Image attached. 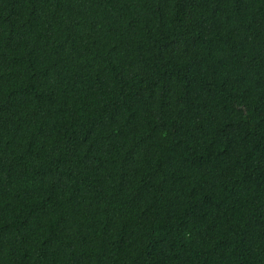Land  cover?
<instances>
[{
    "label": "trees",
    "instance_id": "trees-1",
    "mask_svg": "<svg viewBox=\"0 0 264 264\" xmlns=\"http://www.w3.org/2000/svg\"><path fill=\"white\" fill-rule=\"evenodd\" d=\"M0 264H264V0H0Z\"/></svg>",
    "mask_w": 264,
    "mask_h": 264
}]
</instances>
